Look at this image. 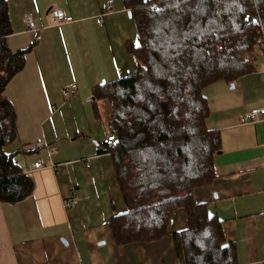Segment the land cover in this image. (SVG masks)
Returning a JSON list of instances; mask_svg holds the SVG:
<instances>
[{
    "label": "crops",
    "instance_id": "0c3cea01",
    "mask_svg": "<svg viewBox=\"0 0 264 264\" xmlns=\"http://www.w3.org/2000/svg\"><path fill=\"white\" fill-rule=\"evenodd\" d=\"M8 4V47L32 49L3 91L17 126V138L4 151L14 153L24 171L37 161L43 165L29 174L31 195L0 201V264H179L174 233L187 227L184 208L159 240L118 244L111 227L126 204L113 155L105 150L113 133L110 106L95 90L138 63L127 49L129 41L138 45V33L124 0ZM51 7L74 20L53 21ZM28 15L39 38L27 26ZM254 63L255 70L232 83L218 80L203 91L207 126L220 132L222 148L214 157L216 179L194 191L222 221L239 264H264V121L245 120L248 111L264 107V49L257 48ZM73 189L78 203L67 207Z\"/></svg>",
    "mask_w": 264,
    "mask_h": 264
},
{
    "label": "trees",
    "instance_id": "16d2710c",
    "mask_svg": "<svg viewBox=\"0 0 264 264\" xmlns=\"http://www.w3.org/2000/svg\"><path fill=\"white\" fill-rule=\"evenodd\" d=\"M137 26L138 45L127 43L138 63L127 76L98 86L110 106L107 125L116 135L113 155L124 213L111 220L118 244L159 240L174 212L184 208L187 227L174 233L179 264H239L222 221L210 216L195 189L216 179L218 130L209 129L203 91L255 70L264 49V0H124ZM8 0H0V201L31 195L33 178L4 147L17 138L16 115L3 96L32 49L12 51ZM228 243L227 247H223Z\"/></svg>",
    "mask_w": 264,
    "mask_h": 264
},
{
    "label": "built area",
    "instance_id": "2783aa9c",
    "mask_svg": "<svg viewBox=\"0 0 264 264\" xmlns=\"http://www.w3.org/2000/svg\"><path fill=\"white\" fill-rule=\"evenodd\" d=\"M111 6H112V1L109 2L106 9L107 10L111 9ZM48 12L50 13L53 21H55V22L61 23V22H70V21L74 20V17L72 15L67 14L64 9H61L58 7H51L48 10ZM27 26H28L29 30H31V31H35V32L38 31L32 15L27 16ZM39 34L40 33L37 32L38 38L40 37ZM262 40L264 41V32H263ZM245 120H247V121L263 120L264 121V107H256V108H253L250 111H248L245 115ZM107 141L112 145L116 141L115 133H110L107 136ZM18 163H19V161H18ZM42 165L43 164L41 161H37V162L33 163L32 165H30L29 168L25 170V173L30 174L33 170L40 168ZM77 203H78V197L76 195L75 189H73L72 193H71V195H70V197L67 200L65 205L67 207H71Z\"/></svg>",
    "mask_w": 264,
    "mask_h": 264
},
{
    "label": "water",
    "instance_id": "95a60500",
    "mask_svg": "<svg viewBox=\"0 0 264 264\" xmlns=\"http://www.w3.org/2000/svg\"><path fill=\"white\" fill-rule=\"evenodd\" d=\"M228 246V243H225L224 245H223V247H227Z\"/></svg>",
    "mask_w": 264,
    "mask_h": 264
}]
</instances>
